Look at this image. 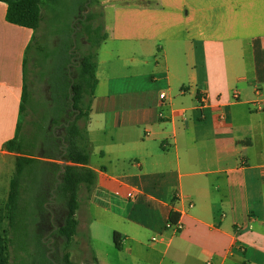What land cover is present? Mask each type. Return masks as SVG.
Wrapping results in <instances>:
<instances>
[{
	"label": "crops",
	"instance_id": "1",
	"mask_svg": "<svg viewBox=\"0 0 264 264\" xmlns=\"http://www.w3.org/2000/svg\"><path fill=\"white\" fill-rule=\"evenodd\" d=\"M100 4L107 37L86 123L96 177L78 194L77 263L264 264V0ZM6 7L0 155L14 160L5 142L50 118L52 60L32 48L39 27L8 22Z\"/></svg>",
	"mask_w": 264,
	"mask_h": 264
},
{
	"label": "trees",
	"instance_id": "2",
	"mask_svg": "<svg viewBox=\"0 0 264 264\" xmlns=\"http://www.w3.org/2000/svg\"><path fill=\"white\" fill-rule=\"evenodd\" d=\"M0 1L7 5L5 18L8 22L35 31L40 25L42 7L57 0ZM86 1L82 2V10L85 9ZM99 1L89 0L88 6L98 4ZM77 17L78 19L68 27L66 34L68 43L65 39L64 56L60 65L57 64V59L51 54L50 49L47 52L46 47L40 44L37 46L40 58L49 56L54 62L48 80L50 118L47 122L35 121L34 130L28 135L20 134V128H17L15 135L4 144V148L13 152L15 156L8 193L5 202L0 206V264H9V247L14 243L16 249L24 253L17 264H78L70 258V247L76 233L75 212L79 205V191L83 189L88 193L95 183V172L88 166L90 148L86 136V123L97 81L95 76L97 48L106 39L107 34L101 10H90L85 16L79 12ZM73 39L75 48L81 50L74 64L68 65L72 57L69 50L73 45ZM26 99L27 92L23 87L21 111ZM72 115L75 117L70 121ZM44 158L54 161H46ZM40 167L43 170L47 169L49 183L38 206L39 211L35 214H26L23 210V200L28 195L25 193L26 184L38 176ZM46 203L49 204V208L46 207ZM176 218L174 212L169 213L170 222H175ZM51 219L56 221V225L49 234L48 240L53 245L50 249L51 257H48L46 254L48 247L43 241L48 227L52 226ZM5 221L4 227L2 224ZM30 224L36 227L32 234L26 228ZM20 239H31L32 248H28L30 243L18 244Z\"/></svg>",
	"mask_w": 264,
	"mask_h": 264
},
{
	"label": "rangeland",
	"instance_id": "3",
	"mask_svg": "<svg viewBox=\"0 0 264 264\" xmlns=\"http://www.w3.org/2000/svg\"><path fill=\"white\" fill-rule=\"evenodd\" d=\"M101 1V0H100ZM99 3H93L91 6H89V11H99L101 10V4ZM83 0H57L53 4H48L46 6L42 7V18H41V24L37 30L36 39L42 40L40 41L43 46H46V51H51V54L56 57L57 64H61L64 56V40L66 43H68V38L66 37V34L68 33V27L72 25V23L75 21V19L78 16L79 12H82L81 9ZM87 12V13H88ZM103 18V17H102ZM39 41H35L33 43L32 48H36L37 45H39ZM71 50V48H70ZM80 48L77 49L74 47V49L71 50L73 57V62L76 61V57L80 54ZM154 60L153 57L150 58V65L153 66ZM54 62L51 61V65L47 67V70L50 71L52 69ZM46 67V66H45ZM44 67V68H45ZM36 93H38V99L40 97H45L46 93V85L44 86L41 79L36 81ZM44 88V89H43ZM41 102H37L36 105L40 104ZM31 123L29 121L28 123V129L27 131L30 132L31 130ZM36 154V152H35ZM39 174L38 176L34 177V179H30L29 184H26L27 191H25L27 195V198L23 200V210L26 214H35L39 211L38 206L40 204V201L42 200L44 196L45 189L47 188V185L49 183L48 181V171L47 169L39 168ZM14 171V160L12 157H8V159L4 158L0 155V206L3 205L5 202L7 193H8V185H9V179ZM24 193V194H25ZM45 204V203H44ZM46 207L49 208V204L46 203ZM26 210V211H25ZM56 225V221H54ZM58 224V223H57ZM2 226H6V221L3 222ZM42 226V225H40ZM29 232L34 233L36 227L34 225L30 224L29 227H26ZM31 240V239H30ZM30 240H24L20 239L19 243L20 245H28V248L31 249L33 246V243ZM32 243V244H31ZM44 245L47 246L46 254L48 257H51L50 249L52 247V243L44 237L43 241ZM37 244V243H36ZM10 250V259L9 264H17L18 260L20 259V256H23V251L16 249V244H12L9 247ZM81 252L76 247V245L70 247V258L75 261L79 262L81 260ZM85 264V263H82Z\"/></svg>",
	"mask_w": 264,
	"mask_h": 264
},
{
	"label": "built area",
	"instance_id": "4",
	"mask_svg": "<svg viewBox=\"0 0 264 264\" xmlns=\"http://www.w3.org/2000/svg\"><path fill=\"white\" fill-rule=\"evenodd\" d=\"M164 97V93H159V98H163ZM199 101L202 103L204 102V97H200ZM201 105V104H200ZM166 227L168 228H173L174 230H179L181 228V223L179 221H175V222H170L169 220H167L166 222Z\"/></svg>",
	"mask_w": 264,
	"mask_h": 264
},
{
	"label": "water",
	"instance_id": "5",
	"mask_svg": "<svg viewBox=\"0 0 264 264\" xmlns=\"http://www.w3.org/2000/svg\"><path fill=\"white\" fill-rule=\"evenodd\" d=\"M88 2H89V0H87V1L85 2V4H84V5H85V9L81 12L83 16H85L86 13L89 11ZM76 19H78V17H77ZM76 19H75V20H76ZM73 34H74V30H73V32L71 33V36H72V37H73ZM74 47H75V42H74V39H73V45H72V47H71V50H72ZM71 50H70V51H71ZM74 117H75V115H72L71 118H70V121L73 120ZM67 124H68V122L65 123V125H67ZM58 181H59V180H58ZM58 181H57V182H58ZM55 186H56V183H55Z\"/></svg>",
	"mask_w": 264,
	"mask_h": 264
},
{
	"label": "flooded vegetation",
	"instance_id": "6",
	"mask_svg": "<svg viewBox=\"0 0 264 264\" xmlns=\"http://www.w3.org/2000/svg\"><path fill=\"white\" fill-rule=\"evenodd\" d=\"M74 49V48H73ZM73 53V52H72ZM73 55H72V60H73ZM51 227H48V231L44 234V237H46V239H48L49 238V234H50V232L52 231V229H54L55 228V223H54V221L51 219Z\"/></svg>",
	"mask_w": 264,
	"mask_h": 264
}]
</instances>
